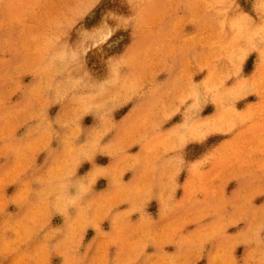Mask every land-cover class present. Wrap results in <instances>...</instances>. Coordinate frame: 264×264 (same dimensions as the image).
Listing matches in <instances>:
<instances>
[{"label": "rangeland", "instance_id": "374dc122", "mask_svg": "<svg viewBox=\"0 0 264 264\" xmlns=\"http://www.w3.org/2000/svg\"><path fill=\"white\" fill-rule=\"evenodd\" d=\"M0 264H264V0H0Z\"/></svg>", "mask_w": 264, "mask_h": 264}]
</instances>
